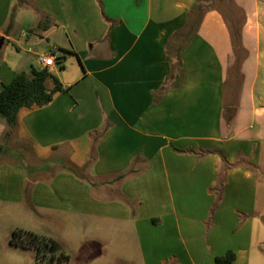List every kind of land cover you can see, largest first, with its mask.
<instances>
[{
	"label": "crops",
	"instance_id": "obj_1",
	"mask_svg": "<svg viewBox=\"0 0 264 264\" xmlns=\"http://www.w3.org/2000/svg\"><path fill=\"white\" fill-rule=\"evenodd\" d=\"M33 1L51 25L36 29L40 16L34 32H18L28 7L12 16L18 0H0V83L42 68L5 43L30 53L25 45L44 30L61 32L77 61L72 77L57 62L48 67L66 90L20 112L10 143L48 151L35 163H49L32 176L0 159V203L88 222L108 238L115 262L217 264L232 251V264H264V0H235L249 56L239 67L241 99L229 104L235 55L219 11L205 14L179 54L173 37L195 0ZM7 129L0 118V136ZM84 167L96 185L78 175Z\"/></svg>",
	"mask_w": 264,
	"mask_h": 264
},
{
	"label": "rangeland",
	"instance_id": "obj_2",
	"mask_svg": "<svg viewBox=\"0 0 264 264\" xmlns=\"http://www.w3.org/2000/svg\"><path fill=\"white\" fill-rule=\"evenodd\" d=\"M233 2L237 7H239L235 0H233ZM223 8L232 24H240L242 21L241 16L245 17L244 14L240 15L237 12L226 10L227 3L223 2ZM240 10L242 9L240 8ZM37 17L39 18L40 15L38 16L31 8L24 9L17 19L19 26L18 32L22 29L26 30L27 28L29 29L33 27L37 23ZM53 30V28L47 31L44 30L42 33L43 39L41 41V38H34L31 43L25 45V47H30L32 49V52L30 53L23 50L17 51L15 47L9 43H5V47L10 48L13 52L18 54H23L33 62H36V59L38 58L37 54H47L52 47H55L56 55L64 57L63 63L66 67L64 72L65 76L72 77V63L75 62L76 57H73L69 53L65 52L66 48L63 46L66 45L64 35H62L61 32H53ZM232 46L234 49L233 42ZM248 54V50L244 49V46L242 45L240 32L239 45L237 49H234L235 57L230 62L227 70V81L224 88V96L228 104L231 101H234L235 103L236 100L239 101L241 99V91L243 88L241 87L242 80L239 67L243 61L248 58ZM74 64L77 66V63ZM58 68L60 69V64H58ZM47 86L50 88L52 86V82L48 81ZM231 107L232 105L227 106L226 111H232L233 109ZM2 120L6 123L4 119ZM1 137L2 136H0V138ZM36 152L37 153L30 152L28 147H26V144L18 146L10 143L9 148H7L5 152L1 153L0 159L1 161H9L22 167H26L25 165H27V167H29L27 168V173L33 176L36 172L33 166L49 163V159L43 158L36 164V158L45 157L48 151L41 150ZM83 155L84 152L80 148L72 159L80 162L83 159ZM258 174L260 176L263 175L261 172H258ZM258 196L261 197L260 199H264L263 189ZM59 222H61L62 225H60ZM83 222L84 221L81 219L77 220L76 218L69 217L48 219L35 213L29 205L15 208L12 204L0 203V264H35L40 247L44 246V244L49 240H54L56 245L55 248L48 253V255L50 253L55 254L56 256H61L62 254L70 255L68 260L56 262L54 264H141L138 256H134L136 261L133 263L112 261L110 252L113 248L111 243L107 241L108 238L102 236V233L96 231L95 228L90 226L88 222L85 224H83ZM20 229L31 231L39 236H42L43 238H41L40 245L30 244L28 247L15 245L13 243L14 231ZM96 238L101 239L102 242L96 244ZM21 239L28 243L27 239L29 240L30 238L26 235H22Z\"/></svg>",
	"mask_w": 264,
	"mask_h": 264
},
{
	"label": "trees",
	"instance_id": "obj_3",
	"mask_svg": "<svg viewBox=\"0 0 264 264\" xmlns=\"http://www.w3.org/2000/svg\"><path fill=\"white\" fill-rule=\"evenodd\" d=\"M223 2L227 3L226 10L237 12L240 15L243 14L242 10H240V8L235 5L233 0H195L193 6L187 11L184 28L182 29V31H179L178 33L176 32L173 37L177 38L174 49H177L179 51V54L183 51V49L190 42L193 36L198 33L205 14L212 10H217L222 13L224 18L228 22L234 49H237L239 45L240 32L244 17L241 16L242 21L240 24H237L239 26L234 23L232 24L231 21H229V17L224 11ZM19 6L31 8L42 17L40 22L37 24L36 29L43 28V23L45 24V22L48 25L46 27H49L51 25L50 21L46 20V18L48 19L49 16L42 13L39 8L35 6L33 0H18V4L12 10V16ZM34 31L35 28L29 29V32ZM65 52L68 53L69 51L65 50ZM179 54L175 56V66H180ZM63 58L64 57L61 55H57L56 57L57 63L60 64V69H64L65 67L63 64ZM48 81L52 82L51 88H48L47 86ZM65 90L66 88L62 86L57 76L52 74L47 68L31 67L29 72L21 71L16 73L14 78L9 83H0V118L4 119L8 124V129L4 132L0 140V154L5 152L7 148H9L10 140L18 122V116L23 109L43 107L45 105H48L57 93L63 92ZM224 115L231 118L234 115V112L231 110H227L226 112L224 111ZM244 165L249 167V169H251L252 171L258 170V168L254 164H251L249 161ZM85 171L86 168L84 167L82 172L78 175H80V177L86 180L90 185H96L97 182H95L90 176H88ZM124 177H126V173L118 175L117 179H123ZM22 235H26L30 238L29 240L27 239L28 243L21 239ZM41 238L43 237L31 231L20 229L14 231L13 243L15 245L23 247H28V245L30 244H36L39 246L41 243ZM55 245L56 242L54 240H49L44 244V246H41L35 264H54L56 262H61L70 258V255L68 254L56 256L55 254L50 253L48 255V253L55 248ZM262 250L264 251V249ZM234 259L235 253L229 251L225 255L217 257L216 263L232 264Z\"/></svg>",
	"mask_w": 264,
	"mask_h": 264
},
{
	"label": "built area",
	"instance_id": "obj_4",
	"mask_svg": "<svg viewBox=\"0 0 264 264\" xmlns=\"http://www.w3.org/2000/svg\"><path fill=\"white\" fill-rule=\"evenodd\" d=\"M29 52L32 51L31 48L28 49ZM56 48H52L47 54H39L38 62L42 66V68H48L53 66L57 62V55L55 53Z\"/></svg>",
	"mask_w": 264,
	"mask_h": 264
},
{
	"label": "water",
	"instance_id": "obj_5",
	"mask_svg": "<svg viewBox=\"0 0 264 264\" xmlns=\"http://www.w3.org/2000/svg\"><path fill=\"white\" fill-rule=\"evenodd\" d=\"M2 43H3V39H0V46H1Z\"/></svg>",
	"mask_w": 264,
	"mask_h": 264
}]
</instances>
